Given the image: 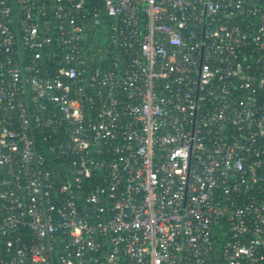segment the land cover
Segmentation results:
<instances>
[{"label": "built area", "instance_id": "1", "mask_svg": "<svg viewBox=\"0 0 264 264\" xmlns=\"http://www.w3.org/2000/svg\"><path fill=\"white\" fill-rule=\"evenodd\" d=\"M0 264H264V0H0Z\"/></svg>", "mask_w": 264, "mask_h": 264}]
</instances>
